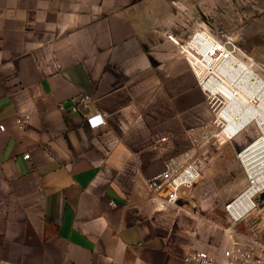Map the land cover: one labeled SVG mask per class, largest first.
Segmentation results:
<instances>
[{
	"label": "crops",
	"instance_id": "1",
	"mask_svg": "<svg viewBox=\"0 0 264 264\" xmlns=\"http://www.w3.org/2000/svg\"><path fill=\"white\" fill-rule=\"evenodd\" d=\"M210 10L211 0H0V264H191L193 250L224 264L238 231H219L185 198L164 207L147 183L212 122L171 38L208 28ZM82 95L91 100L75 110ZM88 113L106 123L92 128ZM258 215L250 231L264 241Z\"/></svg>",
	"mask_w": 264,
	"mask_h": 264
},
{
	"label": "built area",
	"instance_id": "2",
	"mask_svg": "<svg viewBox=\"0 0 264 264\" xmlns=\"http://www.w3.org/2000/svg\"><path fill=\"white\" fill-rule=\"evenodd\" d=\"M209 33L213 38H209ZM199 78L212 112L204 130L188 132L190 147L170 156L164 168L148 178V187L166 208H174L203 177L198 153L211 139L222 146L234 142L251 125L256 133L237 151L245 174V186L226 204L232 222L264 207V63L250 56L233 36H219L205 27L197 28L186 41L171 36ZM190 50V51H189ZM218 88V93L214 91ZM89 95L76 98L75 110L89 103ZM92 128L106 123L103 115L86 114ZM29 117L16 123L26 126ZM1 130L6 126L0 125ZM29 158V154H25ZM224 264H264V241L257 231L244 239L234 238L223 251ZM191 264H217L206 250H193L185 257Z\"/></svg>",
	"mask_w": 264,
	"mask_h": 264
},
{
	"label": "rangeland",
	"instance_id": "3",
	"mask_svg": "<svg viewBox=\"0 0 264 264\" xmlns=\"http://www.w3.org/2000/svg\"><path fill=\"white\" fill-rule=\"evenodd\" d=\"M205 17L207 29L212 33L233 36L250 56L264 63V0H211L210 14ZM255 133L256 128L251 125L232 143L219 146L215 139H211L202 146L198 156L204 165L203 177L184 196L185 200L193 202L187 203L191 213H197L205 218V221L219 225L218 230L224 233L227 229L238 231L237 238L240 239L252 233L250 230L256 225L258 213L264 215L262 209H259L234 223L226 211V204L246 183L243 168L237 157V149L241 147L239 140L249 141ZM224 156L230 157L228 164L219 163L220 158ZM208 169L212 171L210 175L206 174ZM198 209L199 212L196 211ZM184 214L189 218L192 216L190 213Z\"/></svg>",
	"mask_w": 264,
	"mask_h": 264
},
{
	"label": "bare ground",
	"instance_id": "4",
	"mask_svg": "<svg viewBox=\"0 0 264 264\" xmlns=\"http://www.w3.org/2000/svg\"><path fill=\"white\" fill-rule=\"evenodd\" d=\"M207 34L209 35V38H213L209 33H207ZM189 51H190V50H189ZM213 90L216 91V93L219 92L217 87H215V89H213Z\"/></svg>",
	"mask_w": 264,
	"mask_h": 264
}]
</instances>
